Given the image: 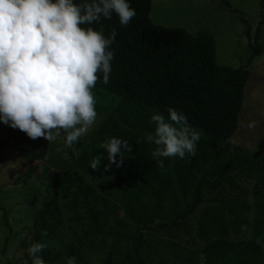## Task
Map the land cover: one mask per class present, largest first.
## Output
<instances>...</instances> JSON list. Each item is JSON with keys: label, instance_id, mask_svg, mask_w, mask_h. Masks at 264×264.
Instances as JSON below:
<instances>
[{"label": "rangeland", "instance_id": "rangeland-1", "mask_svg": "<svg viewBox=\"0 0 264 264\" xmlns=\"http://www.w3.org/2000/svg\"><path fill=\"white\" fill-rule=\"evenodd\" d=\"M151 1V18L156 24L182 27L192 34L208 31L217 40L219 65L247 67L249 79L239 128L222 145L224 161L237 147L264 157V52L248 65L250 43L255 42L258 32L264 42V0H227L229 6L223 0ZM92 93L101 113H97L92 129L71 148L62 130L50 143L44 138L33 140L0 121V264H32L27 250L35 243L36 213L53 196L58 199L63 224L45 242L48 246L42 252L53 253V264H66L72 247L77 249L73 255L77 264H203L204 243L197 239L196 229L205 207L217 203L222 196L239 197L251 206L253 219L258 181L254 175H242L224 191L210 193L205 189L204 203L185 216L190 198L181 193L175 178L169 187L151 176L133 187L78 167L77 161L85 156L89 164L101 156L100 170L109 164L107 150L102 148L109 139L99 137L96 131L106 124L119 97L94 88ZM253 121L255 126L249 127ZM127 159L125 153L123 163L119 167L112 164L108 171L129 172ZM30 167L34 170L24 183L22 176ZM77 179L95 191L90 201L104 222L100 235L93 232V218L75 187ZM261 194L259 203L264 206V189ZM242 238L251 239L252 233L248 231ZM263 238L264 233L258 241L264 247Z\"/></svg>", "mask_w": 264, "mask_h": 264}, {"label": "trees", "instance_id": "trees-1", "mask_svg": "<svg viewBox=\"0 0 264 264\" xmlns=\"http://www.w3.org/2000/svg\"><path fill=\"white\" fill-rule=\"evenodd\" d=\"M82 2L74 0L77 4ZM127 2L136 11V16L127 26H121L115 13L110 20H102L105 37L110 36L112 29L117 35L109 48L114 52L109 83L102 82L101 74L94 89L119 97L112 115L96 134L101 138L117 137L128 141L131 152H127L126 170L129 172L93 170L87 156L79 159L77 166L95 176L113 177L133 187L139 181H147L150 176L169 187L171 179L175 178L181 193L190 198L185 216L193 214L204 203L205 189L210 193L224 191L242 175H254L258 181L254 192L257 200L253 219L252 208L246 201L222 196L217 203L202 211L196 237L204 243L201 250L203 264H264V247L258 241L264 233V206L259 203L264 189V157L237 147L225 162L222 150V145L239 128V114L249 79L247 67L219 65L217 40L208 31L192 34L182 27L156 24L151 18V0ZM223 2L229 6L227 0ZM91 27L99 31L101 25L93 24ZM250 49L248 65L264 52L259 32L255 42L250 43ZM169 107L185 114L189 125L202 135L194 157H162L164 168L161 169L152 157L156 145L148 143L146 137L156 127L151 117L161 113L167 119ZM100 110L96 109L97 113H101ZM33 170L30 167L22 176L24 183L31 178ZM75 187L93 218L94 234H102L104 222L100 220L101 213L90 201L95 194L94 189L84 185L81 179H77ZM62 224L58 199L53 196L36 213L33 242L45 243ZM44 230L47 236L42 235ZM248 231L252 238L243 239ZM70 251L71 256L77 254L74 247ZM41 257L45 264L54 262L52 252L42 253Z\"/></svg>", "mask_w": 264, "mask_h": 264}, {"label": "clouds", "instance_id": "clouds-1", "mask_svg": "<svg viewBox=\"0 0 264 264\" xmlns=\"http://www.w3.org/2000/svg\"><path fill=\"white\" fill-rule=\"evenodd\" d=\"M115 13L121 26L136 16L127 0H0V121L36 140L50 143L66 134L71 148L86 135L97 120L96 98L92 89L103 76L109 83L114 52L110 46L117 32L103 34L102 20ZM100 24V30L91 25ZM88 25V27H83ZM168 118L157 113L151 117L156 127L147 142L156 145L152 157L163 169L160 158L195 156L201 133L188 123L182 112L169 107ZM251 122L249 127H254ZM109 164L119 167L125 153L131 152L127 140H106ZM119 157V160L117 159ZM101 156L91 162L100 170ZM47 236V231L42 232ZM45 243H32L28 254L32 264H45L41 253ZM12 257L9 256V259ZM66 264H77L75 256Z\"/></svg>", "mask_w": 264, "mask_h": 264}]
</instances>
